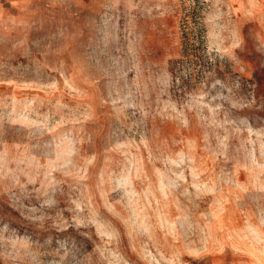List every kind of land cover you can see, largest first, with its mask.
Returning a JSON list of instances; mask_svg holds the SVG:
<instances>
[{
	"label": "rangeland",
	"instance_id": "1",
	"mask_svg": "<svg viewBox=\"0 0 264 264\" xmlns=\"http://www.w3.org/2000/svg\"><path fill=\"white\" fill-rule=\"evenodd\" d=\"M0 264H264V0H0Z\"/></svg>",
	"mask_w": 264,
	"mask_h": 264
}]
</instances>
